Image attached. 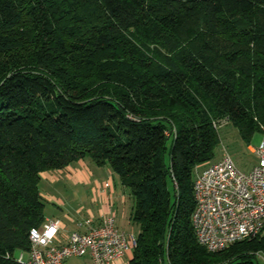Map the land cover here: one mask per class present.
<instances>
[{
	"label": "trees",
	"instance_id": "trees-1",
	"mask_svg": "<svg viewBox=\"0 0 264 264\" xmlns=\"http://www.w3.org/2000/svg\"><path fill=\"white\" fill-rule=\"evenodd\" d=\"M227 124L264 131V0H0V264L46 221L41 174L86 159L134 199L131 264H258L264 232L211 253L192 223Z\"/></svg>",
	"mask_w": 264,
	"mask_h": 264
},
{
	"label": "built area",
	"instance_id": "built-area-1",
	"mask_svg": "<svg viewBox=\"0 0 264 264\" xmlns=\"http://www.w3.org/2000/svg\"><path fill=\"white\" fill-rule=\"evenodd\" d=\"M254 155L257 164L248 173L242 172L225 150L221 160L195 172L192 223L198 244L211 253L254 240L264 232V141L254 149ZM60 229L59 220L33 229L30 251L22 253L18 262L69 264L72 258L89 257L93 264H113L137 246L138 237L121 231L114 217L87 231L73 232L62 246L55 244Z\"/></svg>",
	"mask_w": 264,
	"mask_h": 264
},
{
	"label": "crops",
	"instance_id": "crops-1",
	"mask_svg": "<svg viewBox=\"0 0 264 264\" xmlns=\"http://www.w3.org/2000/svg\"><path fill=\"white\" fill-rule=\"evenodd\" d=\"M261 134L263 135V142L264 131ZM254 149L255 148H251L253 154ZM90 161L86 159L63 170L64 172L66 171L69 177L72 176L78 183H82L86 192H82L78 194V196L76 195V203L78 206L76 211H74L75 209L73 211L67 210V212L62 211V215L57 216V218L46 219L45 222L51 220H59L61 222V229L55 240V244L58 246L65 245L73 232L87 231L89 227H97L108 217H114L117 227L121 231L127 233L129 232L123 229V225L126 222H128L130 226L134 224L132 221V214L135 202L129 190L122 185L119 177L108 165L99 167ZM92 163L98 168H95ZM206 166L207 165L200 166L199 168L202 169ZM101 175L104 177L102 178ZM88 177L95 181L89 188L87 187L90 186L88 184ZM106 184H110V188H106ZM75 192L77 193V191ZM86 223L90 224L89 227H80ZM138 230L140 232L139 227ZM139 232L135 234L137 237ZM133 258L134 248L130 249L123 258L113 264H131ZM69 264L93 263L89 257H84L72 258L69 260Z\"/></svg>",
	"mask_w": 264,
	"mask_h": 264
},
{
	"label": "rangeland",
	"instance_id": "rangeland-1",
	"mask_svg": "<svg viewBox=\"0 0 264 264\" xmlns=\"http://www.w3.org/2000/svg\"><path fill=\"white\" fill-rule=\"evenodd\" d=\"M29 55L30 51L26 49L23 56ZM89 86L97 88L99 85L95 78H93V80L90 78ZM219 138L220 143L218 147L215 148L212 163L221 160L225 150L242 172L248 173L254 168L257 164V158L252 153L251 148H257L261 144L263 139L261 133L255 135L251 143L247 144L242 140L238 129L233 124H227L219 130ZM171 145L172 140H169L168 148H170ZM169 160L170 157L167 155V162H169ZM93 166L95 165L93 164ZM95 168L98 167L95 166ZM101 177L103 178L104 176L101 175ZM88 181V184L90 185L87 186L88 188L95 183V181L89 177ZM75 191H77V193ZM82 192H86L82 183H78L76 179L72 178V176L69 177L66 171H50L42 173L40 193L45 204V219L57 218V216L62 215V211L67 212V210L73 211L74 209V211H76L78 209L76 197ZM123 229L133 235L138 234L139 232L138 227L135 224H131L130 226L128 222L123 225ZM257 257L258 264H264V254H257ZM25 258L28 259V256L26 255Z\"/></svg>",
	"mask_w": 264,
	"mask_h": 264
}]
</instances>
